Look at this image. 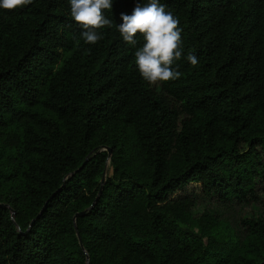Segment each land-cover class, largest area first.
Wrapping results in <instances>:
<instances>
[{
  "label": "trees",
  "instance_id": "16d2710c",
  "mask_svg": "<svg viewBox=\"0 0 264 264\" xmlns=\"http://www.w3.org/2000/svg\"><path fill=\"white\" fill-rule=\"evenodd\" d=\"M147 2L97 44L70 0L0 8V264H264V0H160L183 51L157 85L118 30Z\"/></svg>",
  "mask_w": 264,
  "mask_h": 264
},
{
  "label": "clouds",
  "instance_id": "9594fccd",
  "mask_svg": "<svg viewBox=\"0 0 264 264\" xmlns=\"http://www.w3.org/2000/svg\"><path fill=\"white\" fill-rule=\"evenodd\" d=\"M32 3L33 0H0V8L15 10ZM70 6L71 16L82 27L81 36L87 44H97L103 39L100 30L113 25L104 15V10H111L112 0H70ZM121 19L118 30L127 45L136 47L137 34L143 36V46L135 51V65L141 77L151 85L179 79L182 73L173 67L183 51L179 19L166 11L160 0L137 3L132 14L121 13ZM186 59L193 67L198 64L192 53Z\"/></svg>",
  "mask_w": 264,
  "mask_h": 264
},
{
  "label": "water",
  "instance_id": "95a60500",
  "mask_svg": "<svg viewBox=\"0 0 264 264\" xmlns=\"http://www.w3.org/2000/svg\"><path fill=\"white\" fill-rule=\"evenodd\" d=\"M104 149H106V150L108 151V154H110V148H104ZM104 178H105L104 176L101 178V185H102V183H103V181H104ZM101 188H102V186H100V188H99L98 195H99V192L101 191ZM98 195L96 196L95 200H94L93 203L90 205V207L93 206V204H94V202L96 201ZM11 212L13 213L14 211L11 210ZM84 212H85V210H82V211H80V212L75 213L74 216H73V221H75L76 216H78L79 214H83ZM74 226H75V228H76L75 223H74ZM77 237H78V241H79L80 246L83 247V245H82V241H81V238H80L78 232H77ZM86 262H87V264H88V257H87V256H86ZM260 264H262V263H260Z\"/></svg>",
  "mask_w": 264,
  "mask_h": 264
},
{
  "label": "rangeland",
  "instance_id": "374dc122",
  "mask_svg": "<svg viewBox=\"0 0 264 264\" xmlns=\"http://www.w3.org/2000/svg\"><path fill=\"white\" fill-rule=\"evenodd\" d=\"M241 211H242V209L239 210V207H234L233 209L226 211V212H229V214H227V215H229V217H227V218H229V219L231 218V219L236 220V219H238ZM245 211H247V208L245 209ZM234 220H233L232 224H234Z\"/></svg>",
  "mask_w": 264,
  "mask_h": 264
}]
</instances>
